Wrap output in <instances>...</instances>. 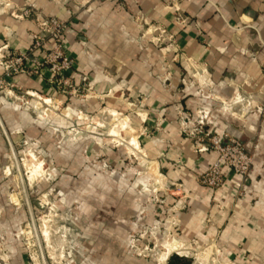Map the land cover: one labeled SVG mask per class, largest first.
I'll list each match as a JSON object with an SVG mask.
<instances>
[{
  "label": "crops",
  "instance_id": "obj_1",
  "mask_svg": "<svg viewBox=\"0 0 264 264\" xmlns=\"http://www.w3.org/2000/svg\"><path fill=\"white\" fill-rule=\"evenodd\" d=\"M24 6L69 23L64 46L74 65L67 76L79 89L72 110L83 117L113 113L112 125L116 115L124 117L119 122L127 123V132L130 126L143 133L131 137L128 146L152 159L151 184L136 180L117 187L93 178L85 186L90 193L78 197L85 220L100 222L101 211L102 221L109 223V231L88 226V260L154 264L129 256L130 235L145 227L172 234L181 244L219 240L218 248L227 257H238L239 264H264V133L239 199L234 185L241 179L233 175L215 194L198 184L197 175L209 170L215 155L198 153L194 139L181 130L182 125H200L196 120L206 121L201 115L208 113V130L224 141L250 142L258 134L255 114L238 120L211 100H228L243 90L264 106V0H0V55L29 48L35 25L18 17ZM166 76L172 89L163 83ZM9 79L38 97L57 94L47 73ZM73 137L72 149L93 153L90 137ZM176 185L181 186L180 199L173 195ZM112 192H117V205L109 200ZM165 249L162 263L168 264L179 245L165 244ZM23 259L12 264H26Z\"/></svg>",
  "mask_w": 264,
  "mask_h": 264
},
{
  "label": "rangeland",
  "instance_id": "obj_2",
  "mask_svg": "<svg viewBox=\"0 0 264 264\" xmlns=\"http://www.w3.org/2000/svg\"><path fill=\"white\" fill-rule=\"evenodd\" d=\"M0 68V264H12L21 258L26 264H93L84 249L91 246L85 239L87 228L109 231L106 226L109 223L102 221L101 211L100 216L97 215L100 222L85 220L81 214L86 211L78 200L82 198L78 197L86 198V193H90L85 186L91 184L93 178L95 182L104 180L117 187L136 180L151 184L152 159L142 157L136 149L128 146L131 137L136 139V133H143L130 126L127 132V123L119 122L124 117L116 114L118 121L112 125L113 113H94L85 118L78 115L70 104L79 98V93L56 91V96L38 97L23 91L12 84L10 77H5L3 68ZM163 83L172 89L168 76ZM242 91L231 94L228 100L211 101L238 120H246L255 114L258 134L250 142L239 141L251 157L253 167L256 142L264 133V106L257 98ZM68 109L72 111L68 113ZM201 116L206 121L198 118L196 123L200 125L194 124L190 129L181 127L187 139H194L192 145L195 149L217 136L208 130L211 126L208 113ZM76 134L91 138L92 154L88 155L85 148L83 153L81 147L78 152L72 149L71 143L75 144L76 140L73 135ZM225 136L223 138H228ZM30 162H39L43 167V173L35 180L30 179L29 172L33 170L29 167ZM247 177L236 183L239 199L244 197L241 190ZM173 195L180 199L182 194ZM112 196L109 199L111 205H117V192H112ZM97 197L95 194L94 202L100 205ZM89 198L92 201V197ZM218 241L216 244L210 241L203 245L198 242L181 244L172 234L156 233L152 228L144 227L130 235L128 251L132 258L163 264L165 244L176 242L179 250L168 255V264L174 257L190 264H239L238 257L223 254L217 246ZM101 244L103 240H100ZM182 246H188V249L184 250ZM13 250L18 251L16 255ZM242 257L245 261L246 256Z\"/></svg>",
  "mask_w": 264,
  "mask_h": 264
},
{
  "label": "built area",
  "instance_id": "obj_3",
  "mask_svg": "<svg viewBox=\"0 0 264 264\" xmlns=\"http://www.w3.org/2000/svg\"><path fill=\"white\" fill-rule=\"evenodd\" d=\"M20 19L32 20L35 31L30 32L29 48L25 53L16 55H0V66L5 77L25 75L27 77L43 78L49 75V85L60 93L70 90L71 94H78L71 79L67 76L71 72L74 61L68 56L64 46V37L69 28L68 22L55 18H45L35 14L31 6H24L18 16ZM210 151L215 155V162L204 173L198 174L197 182L217 193L225 184L228 175L244 180L252 167L251 157L245 152L243 145L237 141L215 136L208 143L197 148L198 153ZM238 190L237 184L234 185ZM174 192L180 194L181 187L176 186Z\"/></svg>",
  "mask_w": 264,
  "mask_h": 264
},
{
  "label": "bare ground",
  "instance_id": "obj_4",
  "mask_svg": "<svg viewBox=\"0 0 264 264\" xmlns=\"http://www.w3.org/2000/svg\"><path fill=\"white\" fill-rule=\"evenodd\" d=\"M121 126V128L123 129V125L121 124L120 125ZM121 130V129H120ZM119 130V131H120ZM123 133H125L124 131H123ZM28 165V164H27ZM29 167L30 168H33V170H31V172H29L30 174V179L31 180H35V178L38 176V175H41L42 173H43V167H42V165H41V163H36V164H32L31 162L29 163ZM30 180V181H31ZM47 236V235H46Z\"/></svg>",
  "mask_w": 264,
  "mask_h": 264
},
{
  "label": "trees",
  "instance_id": "obj_5",
  "mask_svg": "<svg viewBox=\"0 0 264 264\" xmlns=\"http://www.w3.org/2000/svg\"><path fill=\"white\" fill-rule=\"evenodd\" d=\"M169 264H190V263L174 257L170 259Z\"/></svg>",
  "mask_w": 264,
  "mask_h": 264
}]
</instances>
